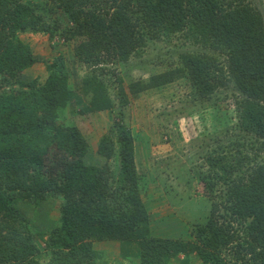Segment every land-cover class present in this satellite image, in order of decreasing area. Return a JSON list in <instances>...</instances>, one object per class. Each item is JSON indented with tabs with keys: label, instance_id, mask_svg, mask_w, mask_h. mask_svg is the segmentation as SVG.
<instances>
[{
	"label": "trees",
	"instance_id": "trees-1",
	"mask_svg": "<svg viewBox=\"0 0 264 264\" xmlns=\"http://www.w3.org/2000/svg\"><path fill=\"white\" fill-rule=\"evenodd\" d=\"M26 32L72 43L87 69L80 83L72 86L62 54L45 63V78L23 81L38 62L19 38ZM149 42H175L169 68L124 87L109 64L141 58ZM180 80L190 100L174 114L216 106L224 101L218 91L231 92L241 133L202 155L207 171L179 164L173 173L187 197L203 187L198 204L207 211L188 225L189 240L152 234L149 180L138 172L123 111L129 97ZM106 111L113 123L95 158L76 118ZM262 153L264 21L247 0H0V264H40L42 252L46 264H97L104 253L95 243L104 241L138 245L121 254L130 264H190L193 255L198 264H264ZM156 178L166 198L178 196ZM53 198L62 201L60 216L51 230L35 232L40 249L16 201L40 206Z\"/></svg>",
	"mask_w": 264,
	"mask_h": 264
},
{
	"label": "rangeland",
	"instance_id": "rangeland-1",
	"mask_svg": "<svg viewBox=\"0 0 264 264\" xmlns=\"http://www.w3.org/2000/svg\"><path fill=\"white\" fill-rule=\"evenodd\" d=\"M247 1L258 10L264 21V0ZM19 38L31 47L34 57L38 60L32 68L22 74L23 81H26V78H45L47 74L45 63L62 54L67 61L72 86L80 83L87 69L86 65L75 60L72 43H62L59 38L49 39L47 35L40 33H21ZM173 44L175 42L172 44L149 42L141 58H131L126 66L109 64V67L116 68V73L123 78L124 87H127L132 82L146 80L152 74L167 70L169 59L172 57L171 53L174 50ZM186 49L200 51L191 46H186ZM138 64L146 68L144 70L132 68ZM190 91V87L184 80L175 81L159 90L143 92L137 98L129 97L128 106L123 109L132 136L135 138L134 149L138 172L146 175L149 180L146 194L153 205L151 231L156 237L174 238L175 231L180 226L188 228V225L202 220L207 211L198 204L201 196L204 197L202 184L198 183L192 189L190 197H187L188 188L185 182L173 176V173L179 172V164L184 165L187 171L190 169L192 173L196 171L195 168H200L203 172L207 171V164L202 159V155L211 149L221 148L222 144L227 145L231 139L241 135L232 107L231 92L218 91L219 97L224 101H219L216 106H211L214 103L211 102V105L197 107L188 113L174 114L175 109H179L181 105L190 100ZM76 122L88 141L90 155L96 158V144L111 127L113 115L106 111L82 118L77 116ZM249 155L252 156L253 151ZM258 158V162H261L264 159V153L259 154ZM246 165H251V162H247ZM161 167L166 171L162 172ZM156 174L176 191L178 196L171 193L166 194L167 198L170 196L172 204L158 185ZM218 185L221 187L222 182ZM223 190L224 187H221L220 191ZM179 195L185 198H179ZM191 197L193 200H189ZM144 199L148 200L147 196H144ZM61 203L62 201L58 198L49 199L40 206L31 205L25 200L16 201V208L32 222L33 239L40 249L43 248L44 239H39L35 232L46 233L55 227L60 216ZM175 211L178 212L177 215ZM175 218L182 225L174 222ZM189 239L191 238L188 231L186 240ZM104 242L109 243L110 241ZM110 243L114 245L104 247L103 242L96 244V249L97 247L106 248L110 253L98 259L97 264H130L120 256L118 251L117 243L122 242ZM135 246L138 249V245ZM37 259L40 264H46L43 252ZM190 259V264L199 263L194 255Z\"/></svg>",
	"mask_w": 264,
	"mask_h": 264
},
{
	"label": "crops",
	"instance_id": "crops-1",
	"mask_svg": "<svg viewBox=\"0 0 264 264\" xmlns=\"http://www.w3.org/2000/svg\"><path fill=\"white\" fill-rule=\"evenodd\" d=\"M135 160H136V157H135ZM152 216H153V214H152ZM171 220V219H170ZM174 222H176V223H179L178 221V219H174L173 220ZM159 222V221H158ZM180 225H182L181 224V222L179 223ZM152 228V227H151ZM176 236L174 237V238H179V239H182V240H186L187 239V237H188V228L187 227H185V226H180L179 227V229H177L176 231ZM112 242V241H111ZM99 243H102V242H98V243H95V246H96V244L98 245ZM115 243V242H114ZM114 243H108V242H103V245H104V247H106V246H109V245H114ZM117 245H118V247H119V249H118V251L120 252V256H121V254L122 255H126L127 253H128V251H129V248H135L136 250H137V248H136V246L134 245V244H132V245H128V244H126V243H117ZM131 246V247H130ZM96 249V248H95ZM97 251H102L103 253H104V255H106V254H110V253H108V250L106 249V248H98L97 247V249H96ZM182 257L180 256L179 257V259H181ZM179 262H177V261H175V260H173L172 262H171V264H178Z\"/></svg>",
	"mask_w": 264,
	"mask_h": 264
},
{
	"label": "clouds",
	"instance_id": "clouds-1",
	"mask_svg": "<svg viewBox=\"0 0 264 264\" xmlns=\"http://www.w3.org/2000/svg\"><path fill=\"white\" fill-rule=\"evenodd\" d=\"M136 157V156H135Z\"/></svg>",
	"mask_w": 264,
	"mask_h": 264
}]
</instances>
